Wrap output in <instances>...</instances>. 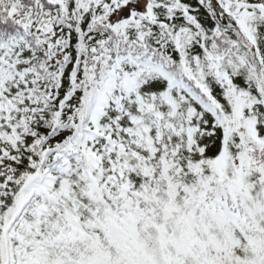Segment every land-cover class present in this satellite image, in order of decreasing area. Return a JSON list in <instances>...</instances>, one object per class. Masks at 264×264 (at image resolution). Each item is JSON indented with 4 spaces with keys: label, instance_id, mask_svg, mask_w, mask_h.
I'll return each instance as SVG.
<instances>
[{
    "label": "snow or ice",
    "instance_id": "6c2138e0",
    "mask_svg": "<svg viewBox=\"0 0 264 264\" xmlns=\"http://www.w3.org/2000/svg\"><path fill=\"white\" fill-rule=\"evenodd\" d=\"M0 264H264V0H0Z\"/></svg>",
    "mask_w": 264,
    "mask_h": 264
}]
</instances>
